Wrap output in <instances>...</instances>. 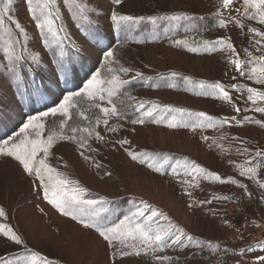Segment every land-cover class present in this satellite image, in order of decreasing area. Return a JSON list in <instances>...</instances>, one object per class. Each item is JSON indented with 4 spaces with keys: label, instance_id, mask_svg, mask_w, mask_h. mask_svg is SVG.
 <instances>
[{
    "label": "rangeland",
    "instance_id": "1",
    "mask_svg": "<svg viewBox=\"0 0 264 264\" xmlns=\"http://www.w3.org/2000/svg\"><path fill=\"white\" fill-rule=\"evenodd\" d=\"M78 2L86 8V19L77 18L70 6L56 0L60 15L56 23L64 29L62 35L67 36L62 67L59 50L45 47L26 0H13L10 15L27 34L26 39L15 38L27 47V52L17 65L20 80L16 81L2 59L4 45L0 36V142L15 138L30 117H39L56 107L64 95L80 91L95 72L107 76L103 53L111 50L118 61L115 67L132 70L123 77L130 80L121 90L123 94L114 98L125 119H110L116 131H108L102 123L95 125L101 116L99 110L92 108L86 99L78 100L79 107L73 110L68 125L93 126L104 140L98 142L94 137L88 140L95 151L78 149L67 140L57 141L50 149L49 165L85 189L86 199L103 198L108 202L105 205L108 211L103 216L109 226L147 205L168 217V221L161 223L170 221L183 229L192 241L185 240L186 248L171 247L157 253L169 258L164 264H259L258 258L264 256L259 250L264 243V189L258 181L264 182V161L253 159V155L264 149V127L254 121L264 123V113L254 108L264 107V101L252 104L246 89L254 87L264 92V85L241 76L229 63L235 57L227 49L221 50L219 45L211 53L204 49L205 43L211 46L219 40H228L241 61H247L248 53L253 58L264 55V44L256 43L260 37L248 32L249 28L264 32V25L240 15L243 0H234L230 11L220 8L221 0ZM218 11L221 17L216 16ZM113 12L144 20L122 25L126 30L117 31L111 19ZM166 16L193 19L178 22L157 19L155 24L149 19ZM220 18H225L226 27L219 26ZM238 18L242 27L237 26ZM8 26L15 32L14 26ZM177 40L182 42L179 46ZM190 48L197 51H189ZM33 55L38 62L32 61ZM137 71L142 76L133 80ZM201 82L222 84L231 103L211 95H197L211 91L199 88ZM138 102L145 104L144 110L156 104L160 108L183 109L184 113H166L158 108L154 116L160 123L147 118L143 124H132L131 120L140 114L131 105ZM236 108L240 111H235ZM80 111L89 119L81 120ZM200 112L215 121L226 122L194 129L192 125L201 120L195 114ZM245 116L250 120L237 124ZM173 118V122L189 126L167 127ZM61 119L59 114L41 117L45 133L57 131ZM122 140L128 143L121 145ZM128 151L146 152L157 161L168 157L169 164L179 161L180 175L154 172L147 163L132 160ZM81 152L89 159L85 160ZM248 160L251 165L246 164ZM257 164L261 167L254 179L240 175V165ZM192 166L204 169L202 174L192 173L195 180L184 175L185 167L191 170ZM165 172H171V168L166 166ZM209 173L236 183L206 179ZM185 179L191 183L184 184ZM0 208L5 212L0 225L11 228L23 240L18 246L0 235V257L5 258L4 264H28L32 254L36 257L35 264H157L151 252L120 257L94 229L84 228L61 215L44 199L40 181L25 173L22 165L11 157H0ZM197 242L200 247L193 246ZM249 248L255 250L241 254Z\"/></svg>",
    "mask_w": 264,
    "mask_h": 264
},
{
    "label": "snow or ice",
    "instance_id": "2",
    "mask_svg": "<svg viewBox=\"0 0 264 264\" xmlns=\"http://www.w3.org/2000/svg\"><path fill=\"white\" fill-rule=\"evenodd\" d=\"M28 5V12L31 20L35 22V27L39 30L42 37H44L45 47H55L59 50V61L63 67V61L65 57V40H67L64 29L57 25L56 21L60 19L59 10L56 7V0H26ZM65 6H70L74 10V14L79 19H86L85 11L86 8L78 0H63ZM117 4L121 0H115ZM13 0H0V36L3 37V57L2 59L7 62V70L12 73L16 81L20 80V73L17 70L18 63L25 59L23 53L27 52V47L21 44L16 36L27 38V34L22 25L10 15ZM234 4V0H221L220 8L225 11H230ZM221 12L216 13L217 17H221ZM241 16H245L248 20L257 21L259 24L264 25V0H243V11L240 13ZM112 21L116 26L117 31H125L126 29L122 25L129 23H139L144 20V17H132L128 15H118L113 12L111 16ZM153 24L156 23L157 19L169 20V21H181V20H192L190 16H166V17H150ZM202 19V18H201ZM230 19V17H229ZM14 26L15 32L12 27ZM219 26L221 28L226 27L225 18L219 19ZM237 26L242 27L237 19ZM249 33H253L255 36L260 37L256 43L258 45L264 44V32L256 31L253 28L248 29ZM176 45L179 46L182 42L177 40ZM219 45L221 50L227 49L231 56L235 57L230 59L229 63L234 65L235 70L241 76H247V79L253 81L255 84L264 85V55H259L255 58L250 53L246 54L247 61H241L238 57L235 48L232 43L228 40H219L209 46L205 43V51L211 53L217 50ZM189 51H197V49L190 48ZM104 68L107 72L105 76L102 72H95L84 87L80 91H72L67 95H64L59 100L56 107H52L47 112L41 113V116H32L28 122L23 125L20 129V133L15 138L4 140L0 142V157H11L13 160L18 161L23 167V171L29 176L34 175L37 180L40 181V187L43 189L44 199L63 216H68L72 220L80 223L84 228L94 229L99 236L107 242L109 247H112L120 257H126L131 255L139 256L141 253L145 255L148 252L153 254V259L157 261V264H164L169 258L167 256H159L157 253L164 252L166 249L171 247L186 248L188 244L185 240L191 242L192 237L186 236L183 229L172 224L170 221L167 224L161 223V221H168V217L163 213L158 212L155 209H149V206L145 205L143 208H136L135 211L128 215H124L123 219L119 220L118 223H112L109 226L105 222L103 213H106L108 209L105 205L108 203L103 198L100 199H86L85 189L79 187L75 181L69 180L63 173L58 172L55 168L49 165L48 157L50 149L57 141L67 140L77 145L78 149L85 151H95L88 145V140L95 138L96 141L102 142L104 137L99 132L95 131V127H71L68 122L72 119L73 110L79 107L78 100L86 99L90 102L92 108H97L101 114L100 118H97L95 125L99 126L101 123L106 127L108 131L115 132L116 127L112 126L109 121L112 118L118 120L125 119L123 113L120 112L115 104L114 98H118L123 93L121 90L125 85L130 83V80L124 79L123 77L128 76L132 71L127 67H115L118 63L114 59V52L111 50L104 51ZM33 62H38V57L33 55L31 57ZM122 74V75H121ZM142 74L135 72L132 77L133 80L140 78ZM187 83L191 84L190 80L185 78ZM169 87L175 85L169 84ZM201 89H210L208 92H200L197 95H211L214 98L223 100L231 103V97L229 92L220 83L206 85L201 82L198 85ZM236 85H233L235 88ZM248 101L256 105L257 100L264 101V92H259L254 87H248L246 89ZM129 99H135L129 97ZM107 105V106H105ZM135 112L139 113L137 119H132V124H143L145 119L152 118L153 123H160L161 121L156 119L154 112L157 111L160 106L153 104L150 108L145 109L143 102H138L131 105ZM143 110V111H142ZM161 112L172 113L179 112L183 115V109L173 108H160ZM235 111L239 112V108ZM254 111L264 113V107L256 106ZM59 114L62 118L57 131L45 133V125L41 123V117H47L49 115L55 117ZM189 116L193 115L188 113ZM197 117L201 118L198 123H194L192 127H215L216 125L224 124L226 121H215L212 117L206 116L204 113H196ZM79 116L81 120H88L89 117L85 112L80 111ZM163 119V117H161ZM235 119V118H233ZM173 120L167 122V127H188L189 125L184 123H176ZM250 118L245 116L243 121H236L237 124H242L244 121H249ZM264 127V123L261 121H254ZM67 127V131H66ZM70 133V134H69ZM86 134V135H84ZM128 141H120L121 145L127 144ZM244 151H247L246 149ZM128 156L141 164L147 163V166L154 172L160 173L161 175L169 174L178 176L179 161L176 164H169V158L164 157L162 161H157L154 157H150L146 152L134 153L128 151ZM85 160L89 157L81 152ZM252 155V154H249ZM253 159H259L264 161V149L256 151L253 155ZM246 164L251 165L252 161H246ZM171 168V172L166 173L165 167ZM96 167H99L97 164ZM240 175L247 176L254 179L257 175V168L261 165L245 166L240 165ZM197 174L204 173V169L198 166H192L191 170L185 167L184 175L192 176V173ZM211 178L214 181L220 183H233L235 181H225L218 175L209 173L205 178ZM196 177L192 176V180ZM184 184H190L191 182L187 179L182 181ZM259 187L264 189V182H259ZM244 187V185H238ZM247 191V189H245ZM190 195V193H189ZM250 195V194H249ZM221 199V197H216ZM227 199V197H223ZM210 202V201H209ZM150 211V214L146 215V212ZM5 212L3 208H0V217H4ZM0 235L7 238V240L15 243L16 245H22L23 240L18 236L11 228H7L6 225H0ZM194 247H200L197 242L193 245ZM255 249L249 248L244 251H254ZM260 251L264 252V243L260 245ZM35 254L28 260V264H35ZM4 257H0V264H4ZM259 264H264V256L258 258Z\"/></svg>",
    "mask_w": 264,
    "mask_h": 264
}]
</instances>
